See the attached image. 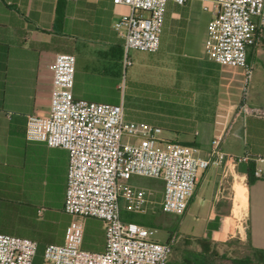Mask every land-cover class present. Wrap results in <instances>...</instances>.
<instances>
[{"label": "crops", "instance_id": "1", "mask_svg": "<svg viewBox=\"0 0 264 264\" xmlns=\"http://www.w3.org/2000/svg\"><path fill=\"white\" fill-rule=\"evenodd\" d=\"M189 2H168L160 47L140 62V67L157 75L143 86L144 96L127 105L126 115L161 126L163 141L195 140L202 155L218 133L224 135L222 149L227 154H248L246 161L228 160L203 170L185 211L194 208L197 215L201 209L209 210L200 237L211 230L219 239L237 236L264 249V119L239 109L244 101L264 108V41L248 48L253 68L244 97L243 68L218 64L207 54L206 40L191 46L177 32L180 21L188 17ZM206 6L211 12L210 3ZM128 10L113 0H0V232L37 240L34 264L42 261L47 244L66 241L74 217L64 209L68 152L42 140H29L27 117L50 111V64L58 52L76 57V98L114 104L123 101L117 94L109 100L91 89L102 86L114 75V67L121 65L124 41L114 23ZM79 55L84 56L81 63L87 69L81 75ZM249 162L261 172L250 183L243 169ZM140 180L133 177L131 183L150 190L161 207L164 181L149 178L143 185ZM80 221L83 246L104 250L103 222L95 217ZM165 223L148 227L151 236L166 228ZM87 233L91 238L86 239Z\"/></svg>", "mask_w": 264, "mask_h": 264}, {"label": "built area", "instance_id": "2", "mask_svg": "<svg viewBox=\"0 0 264 264\" xmlns=\"http://www.w3.org/2000/svg\"><path fill=\"white\" fill-rule=\"evenodd\" d=\"M169 1L185 4L190 0H113L129 9L114 23L124 41L125 68L133 64L131 50L158 51ZM205 1L212 12L206 52L220 65L244 69L245 97L253 68L247 51L264 39V0ZM50 69V111L48 115H28L26 136L67 150L64 209L74 220L66 241L47 244L39 264H169L176 234L160 241L151 236L147 226L123 218L125 206L131 212L147 213L152 202L151 191L132 184V178L162 179L165 189L161 209L182 214L203 170L228 160L246 161L249 155L227 154L222 149L223 133L213 136L207 153L202 155L197 146L163 141L159 125L127 118L123 101L113 104L76 98L73 53L58 52ZM239 109L264 119V108L251 107L244 101ZM254 174L261 172L256 169ZM86 217L103 222L104 250L83 246L84 226L80 219ZM38 249L37 240L0 232V264H34Z\"/></svg>", "mask_w": 264, "mask_h": 264}, {"label": "rangeland", "instance_id": "3", "mask_svg": "<svg viewBox=\"0 0 264 264\" xmlns=\"http://www.w3.org/2000/svg\"><path fill=\"white\" fill-rule=\"evenodd\" d=\"M208 2L205 0H190L187 10L188 17L184 16L183 20L177 26L180 36L186 39V43L193 46L198 45L204 40H208V26L211 16L210 10L206 9ZM148 53L141 50H131L129 55L133 61V64L125 68L124 56L121 61V65L114 67V75L107 77L102 86H96L91 91L97 95H104V97L111 100L116 94L123 99L125 109L127 105H130L134 100L141 99L144 96L142 91L143 86L148 85V81L155 80V76L152 71L146 66L140 67L142 59L150 56ZM83 55L78 56L77 68L79 75L85 73L86 64L81 63L83 61ZM119 71V72H118ZM151 82V81H150ZM155 82V81H154ZM153 82V83H154ZM117 85V87H114ZM149 95V94H148ZM114 104V103H113ZM163 134H166L164 132ZM143 185H146L145 181L148 177H140ZM153 202L149 205V212L157 213L161 211L158 198L152 196ZM209 210L201 209L200 213L194 214V208L190 211H185L182 214L167 213L162 219H158L160 222H166V228L159 230L153 234V238L164 241L167 239L169 232L172 231L176 234V243L173 249L170 263L174 261H182L183 256L187 252H196L200 249L199 243L195 240V237L202 236L204 229L206 228V221L208 218ZM221 234V233H220ZM216 239L218 240L217 249L220 253H224L231 257H244L252 253L251 245L246 241H241L237 236L219 239V234L216 233ZM91 238L90 233H87L86 239ZM186 239H190L191 242H186Z\"/></svg>", "mask_w": 264, "mask_h": 264}, {"label": "trees", "instance_id": "4", "mask_svg": "<svg viewBox=\"0 0 264 264\" xmlns=\"http://www.w3.org/2000/svg\"><path fill=\"white\" fill-rule=\"evenodd\" d=\"M264 41V40H263ZM172 141H179L176 138L170 139ZM184 144L196 146V141L183 142ZM245 172L248 174L249 183L255 180V164L249 162L244 165ZM123 218L125 220H131L143 224L147 227H154L159 225L160 220L165 215V212L161 209L158 213H135L123 208L122 212ZM212 226V225H211ZM216 234L211 230L208 232L206 237H195V240L199 243L200 249L196 252H187L183 256L182 261H174L169 264H264V249L251 246L252 253L244 257H231L224 253H220L217 249L218 240L216 239ZM186 242H191L190 239H186ZM175 247V246H174Z\"/></svg>", "mask_w": 264, "mask_h": 264}]
</instances>
